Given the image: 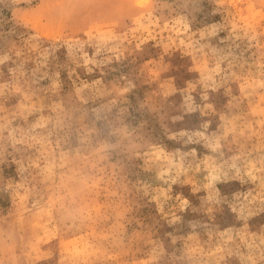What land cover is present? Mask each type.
Here are the masks:
<instances>
[{
	"label": "rangeland",
	"instance_id": "obj_1",
	"mask_svg": "<svg viewBox=\"0 0 264 264\" xmlns=\"http://www.w3.org/2000/svg\"><path fill=\"white\" fill-rule=\"evenodd\" d=\"M0 264H264V0H0Z\"/></svg>",
	"mask_w": 264,
	"mask_h": 264
}]
</instances>
